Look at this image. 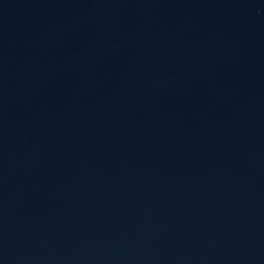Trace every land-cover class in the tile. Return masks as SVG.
Returning a JSON list of instances; mask_svg holds the SVG:
<instances>
[{"label":"water","instance_id":"water-1","mask_svg":"<svg viewBox=\"0 0 264 264\" xmlns=\"http://www.w3.org/2000/svg\"><path fill=\"white\" fill-rule=\"evenodd\" d=\"M0 264H264V0H0Z\"/></svg>","mask_w":264,"mask_h":264}]
</instances>
